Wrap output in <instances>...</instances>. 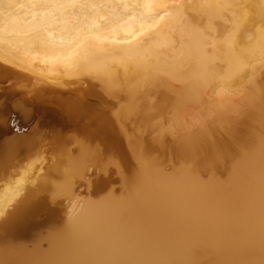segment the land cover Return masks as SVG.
I'll use <instances>...</instances> for the list:
<instances>
[{
	"label": "bare ground",
	"instance_id": "6f19581e",
	"mask_svg": "<svg viewBox=\"0 0 264 264\" xmlns=\"http://www.w3.org/2000/svg\"><path fill=\"white\" fill-rule=\"evenodd\" d=\"M0 264H264V0H0Z\"/></svg>",
	"mask_w": 264,
	"mask_h": 264
},
{
	"label": "rangeland",
	"instance_id": "374dc122",
	"mask_svg": "<svg viewBox=\"0 0 264 264\" xmlns=\"http://www.w3.org/2000/svg\"><path fill=\"white\" fill-rule=\"evenodd\" d=\"M11 121H13V118L11 119ZM17 121V120H16ZM22 134H27L29 130L27 129H22ZM108 169H111V167H108ZM103 178L106 180L107 178L110 180L111 186L112 187H117L118 186V175L117 174H108V175H104ZM55 223V222H53ZM56 224V223H55Z\"/></svg>",
	"mask_w": 264,
	"mask_h": 264
}]
</instances>
